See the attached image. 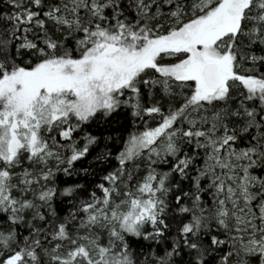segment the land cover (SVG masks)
Returning a JSON list of instances; mask_svg holds the SVG:
<instances>
[{
    "label": "snow or ice",
    "instance_id": "1",
    "mask_svg": "<svg viewBox=\"0 0 264 264\" xmlns=\"http://www.w3.org/2000/svg\"><path fill=\"white\" fill-rule=\"evenodd\" d=\"M0 264H264V0H0Z\"/></svg>",
    "mask_w": 264,
    "mask_h": 264
}]
</instances>
